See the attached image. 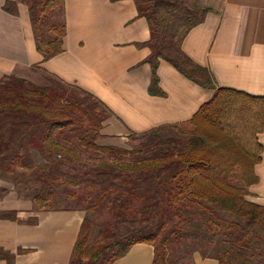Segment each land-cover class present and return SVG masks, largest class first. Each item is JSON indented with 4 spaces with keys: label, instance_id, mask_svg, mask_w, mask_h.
Listing matches in <instances>:
<instances>
[{
    "label": "trees",
    "instance_id": "1",
    "mask_svg": "<svg viewBox=\"0 0 264 264\" xmlns=\"http://www.w3.org/2000/svg\"><path fill=\"white\" fill-rule=\"evenodd\" d=\"M132 1L150 32L141 45L150 51L144 61L152 71L149 95L166 96L158 76L165 61L213 91L211 99L187 122L132 135L140 148L129 151L97 144L112 113L93 94L38 66L32 69L42 73L40 84L6 76L0 80V184L23 185L27 176L34 210L105 216L101 238L89 244L95 222L85 215L70 264H113L139 243L154 247L153 264H194L196 253L219 264H264V206L249 199L264 152L258 139L264 97L218 87L183 52L184 39L211 9L193 0ZM63 2L15 0L3 7L16 16L19 3L27 6L42 63L63 53ZM81 150L112 160L88 165ZM60 196L79 208L56 207ZM16 217L17 211L0 212V219Z\"/></svg>",
    "mask_w": 264,
    "mask_h": 264
},
{
    "label": "crops",
    "instance_id": "2",
    "mask_svg": "<svg viewBox=\"0 0 264 264\" xmlns=\"http://www.w3.org/2000/svg\"><path fill=\"white\" fill-rule=\"evenodd\" d=\"M7 1L15 0H0V80L24 78L21 73L38 66L93 94L112 113L99 146L122 148L119 144L134 134L187 122L213 95L165 61H160L158 76L166 96L149 95L152 71L144 61L150 51L141 45L149 41L150 32L132 0H64L63 53L45 63L36 50L27 6L19 3L14 16L3 10ZM193 1L211 12L184 39L183 52L207 68L218 87L264 97V0ZM258 139L264 149V133ZM255 173L258 183L249 199L264 206V152ZM11 200V193L0 199V212L17 211L16 219H0V250L6 258L0 264H10L7 257L12 264H70L85 214L34 210ZM153 260L154 247L139 243L113 264ZM193 262L219 264L198 253Z\"/></svg>",
    "mask_w": 264,
    "mask_h": 264
},
{
    "label": "rangeland",
    "instance_id": "3",
    "mask_svg": "<svg viewBox=\"0 0 264 264\" xmlns=\"http://www.w3.org/2000/svg\"><path fill=\"white\" fill-rule=\"evenodd\" d=\"M20 75H22V77L40 84L41 83V75L42 73L35 71L33 69L27 70L26 72L21 73ZM102 142V141H101ZM97 141L98 145H101V143ZM102 143H106L105 141ZM117 144L120 142H116ZM119 146H122V148H125L126 150H135V149H139L140 148V140L135 138V137H130L128 138L126 141L121 142V144H119ZM80 156H83V159L86 160V162L88 163V165L93 164V163H97L98 161H102V160H112V157H110L109 155H102L99 153H95V152H91V151H87V150H81L80 151ZM115 157V156H114ZM121 161L123 162H130L132 161L131 158L126 157L123 158L121 157ZM30 178V177H29ZM27 176H24L22 179L26 182L23 185H19L15 187L14 183L11 181H7V180H3L1 181V188L7 189V193H5L4 195H0L2 198H4L8 193H11V198H13V200L16 197H19V199H21V201H13L11 200V202L13 203H24L25 206L27 207H31V209L35 208V204L34 202L31 200V197H28L27 195H29V192H25L26 188L29 187L27 184V180L29 179ZM30 185V184H29ZM67 188H71L70 186H67ZM30 196V195H29ZM55 204L56 207L59 208H79L78 206H76L75 204V200H70L67 197H63L60 196L57 198V200L55 202H53ZM14 204V205H15ZM83 209V208H81ZM83 212V211H82ZM104 214L106 215V211L103 210ZM87 217H90L95 223L93 226V231H92V236L90 238L89 244H93L94 242L98 241L101 238V232L104 230V217L100 215L99 213H94L92 211H87V212H83ZM102 214V213H101Z\"/></svg>",
    "mask_w": 264,
    "mask_h": 264
}]
</instances>
